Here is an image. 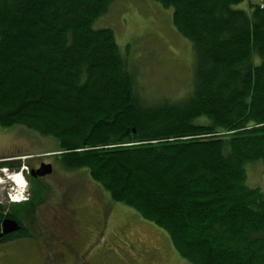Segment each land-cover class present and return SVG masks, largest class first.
<instances>
[{"label": "trees", "instance_id": "1", "mask_svg": "<svg viewBox=\"0 0 264 264\" xmlns=\"http://www.w3.org/2000/svg\"><path fill=\"white\" fill-rule=\"evenodd\" d=\"M114 1L0 0V128L51 137L63 170L190 264H264V193L245 184L264 162V0H153L193 48L186 96L153 104L113 30L93 27Z\"/></svg>", "mask_w": 264, "mask_h": 264}, {"label": "rangeland", "instance_id": "2", "mask_svg": "<svg viewBox=\"0 0 264 264\" xmlns=\"http://www.w3.org/2000/svg\"><path fill=\"white\" fill-rule=\"evenodd\" d=\"M248 1L256 0H244L236 7L249 9ZM108 8L93 27L113 30L120 51L126 54L129 65L137 72V89L144 100L153 104L185 97L192 82L193 48L190 40L173 27L172 7L164 8L153 0H115ZM48 153L51 156L46 157ZM55 154L56 141L51 137H41L24 126L0 128V161L8 163L0 166V196L7 194L20 199V193L29 184L26 174L38 161L49 159L54 163V170L52 175L41 180V184L48 188L43 201L46 202L47 198L49 201L62 200L65 192L76 194L81 206H91L96 198L95 203L100 198L107 199L113 208L108 232L119 234L125 244L104 250L105 239H100L95 241L89 254H73L61 262L55 250L57 245L51 242L50 246L47 244L49 264H190L178 255L163 229L146 221L128 206L113 202L85 170H63L56 162ZM245 166V184L258 187L264 193V162L257 160ZM15 175L22 176L24 187L11 182ZM92 209L93 205L89 207L90 213ZM99 248L102 249L99 251ZM0 264L30 263L23 256L10 252Z\"/></svg>", "mask_w": 264, "mask_h": 264}, {"label": "flooded vegetation", "instance_id": "3", "mask_svg": "<svg viewBox=\"0 0 264 264\" xmlns=\"http://www.w3.org/2000/svg\"><path fill=\"white\" fill-rule=\"evenodd\" d=\"M47 156L51 155L47 154ZM5 162L7 161H0V163ZM41 163H51L52 172L54 170L53 161L49 159L38 161L37 165L26 174L29 184L26 190L20 193L23 201L14 203L13 197L7 194V197L0 196V212L2 211L0 233L6 218L14 220L19 226L16 231L0 236V260L7 257L8 253L15 252L27 259L30 264H49L47 244L50 246L51 242L57 245L55 250L61 262L73 254L78 255L84 252L89 254L95 241L100 239H105L104 250H109L108 248L112 246L119 247L117 244H125L119 234L113 231L108 232L113 208L107 199L100 198L95 203L96 198L91 206L84 204L81 206L74 193L66 194L65 192L62 200L49 201L47 198L45 202L41 192L40 199L36 202L33 197L32 181L38 182L41 186V180L52 175V172L42 177L32 174V171L39 168ZM47 191L48 188L45 187V192ZM8 198L11 202H8ZM21 198L19 200H22ZM92 205L93 209L90 213L89 207ZM100 249L102 248H99V251Z\"/></svg>", "mask_w": 264, "mask_h": 264}, {"label": "water", "instance_id": "4", "mask_svg": "<svg viewBox=\"0 0 264 264\" xmlns=\"http://www.w3.org/2000/svg\"><path fill=\"white\" fill-rule=\"evenodd\" d=\"M134 130V129H133ZM128 131V129H127ZM52 164L51 163H41L40 167L37 168L36 170L32 171V174L34 175H38V176H47V174H50L52 172ZM18 224L11 219H4L3 223H2V232L0 233V236L9 233V232H13L16 231L18 228Z\"/></svg>", "mask_w": 264, "mask_h": 264}, {"label": "bare ground", "instance_id": "5", "mask_svg": "<svg viewBox=\"0 0 264 264\" xmlns=\"http://www.w3.org/2000/svg\"><path fill=\"white\" fill-rule=\"evenodd\" d=\"M13 182L15 185H17L18 187L22 188L24 187V180L22 178V176L20 175H15V178L11 181ZM18 196V195H17ZM18 198L15 199V201L17 200Z\"/></svg>", "mask_w": 264, "mask_h": 264}]
</instances>
